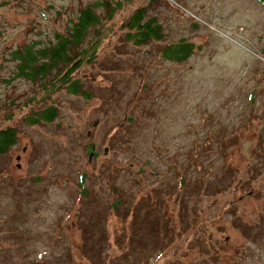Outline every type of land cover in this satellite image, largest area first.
<instances>
[{"label": "rangeland", "instance_id": "obj_1", "mask_svg": "<svg viewBox=\"0 0 264 264\" xmlns=\"http://www.w3.org/2000/svg\"><path fill=\"white\" fill-rule=\"evenodd\" d=\"M95 3L77 93L18 74L12 51L54 44ZM142 7L162 38L138 46ZM182 40L189 58H165ZM263 50L256 0H0V130L18 135L0 158V264H264ZM32 99L52 123L25 122Z\"/></svg>", "mask_w": 264, "mask_h": 264}, {"label": "trees", "instance_id": "obj_2", "mask_svg": "<svg viewBox=\"0 0 264 264\" xmlns=\"http://www.w3.org/2000/svg\"><path fill=\"white\" fill-rule=\"evenodd\" d=\"M260 1L264 4V0ZM101 7H108V4L95 3L80 10L77 14V20L72 23L70 29L66 31L67 33L57 34L55 43L48 47L36 48L34 44H31L25 46L24 49L12 51V56L19 63L18 74L32 82L45 80L51 75L52 78L60 76L64 84H70V91L74 94L77 93L81 87V82L72 79V76L83 62H89L96 57L99 44L94 40V42L90 41L88 47L83 50L79 51L78 47L86 42L89 29L105 20L101 14L97 13V10ZM146 17L145 8L142 7L128 21L127 26L131 29L126 37L128 42L142 46V44L151 41L161 40V25L156 22L155 17L145 21ZM181 44L182 46L177 49H172L171 45H168V48L162 54L167 59L182 62L189 58L194 49L186 40H182ZM44 88L49 89V86L45 84ZM39 103L41 102L36 99L30 101L29 106H31L32 112L25 122L36 124L40 122V118L42 120L46 118L49 121H46L47 123H52L58 114V108L53 105L44 110L35 111L33 107L35 104L39 105ZM17 137L16 127H7L0 130V158L2 155H9L15 149L18 144Z\"/></svg>", "mask_w": 264, "mask_h": 264}, {"label": "water", "instance_id": "obj_3", "mask_svg": "<svg viewBox=\"0 0 264 264\" xmlns=\"http://www.w3.org/2000/svg\"><path fill=\"white\" fill-rule=\"evenodd\" d=\"M99 125V122H96L95 123V125L93 126V127H97ZM92 134H93V132H90L89 131V134H88V136H89V138L92 136ZM95 148V145L93 146V149ZM107 152H108V148L105 150V153L107 154ZM93 156V154H91V156L90 157H92ZM18 159H20V157H18ZM18 167L20 168V165H18Z\"/></svg>", "mask_w": 264, "mask_h": 264}, {"label": "flooded vegetation", "instance_id": "obj_4", "mask_svg": "<svg viewBox=\"0 0 264 264\" xmlns=\"http://www.w3.org/2000/svg\"><path fill=\"white\" fill-rule=\"evenodd\" d=\"M257 2H260V3H262L260 0H256ZM19 157V156H18ZM18 169H20L21 168V166H20V168L19 167H17Z\"/></svg>", "mask_w": 264, "mask_h": 264}, {"label": "built area", "instance_id": "obj_5", "mask_svg": "<svg viewBox=\"0 0 264 264\" xmlns=\"http://www.w3.org/2000/svg\"><path fill=\"white\" fill-rule=\"evenodd\" d=\"M226 36V35H225ZM230 36V35H227V37Z\"/></svg>", "mask_w": 264, "mask_h": 264}]
</instances>
